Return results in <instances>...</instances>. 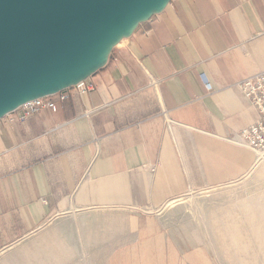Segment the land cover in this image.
<instances>
[{
	"label": "crops",
	"instance_id": "obj_1",
	"mask_svg": "<svg viewBox=\"0 0 264 264\" xmlns=\"http://www.w3.org/2000/svg\"><path fill=\"white\" fill-rule=\"evenodd\" d=\"M261 69L264 0H169L111 46L93 89L1 117L0 264L203 257L147 210L253 166L238 138L257 110L237 83Z\"/></svg>",
	"mask_w": 264,
	"mask_h": 264
},
{
	"label": "water",
	"instance_id": "obj_2",
	"mask_svg": "<svg viewBox=\"0 0 264 264\" xmlns=\"http://www.w3.org/2000/svg\"><path fill=\"white\" fill-rule=\"evenodd\" d=\"M169 0H0V118L63 90Z\"/></svg>",
	"mask_w": 264,
	"mask_h": 264
},
{
	"label": "rangeland",
	"instance_id": "obj_3",
	"mask_svg": "<svg viewBox=\"0 0 264 264\" xmlns=\"http://www.w3.org/2000/svg\"><path fill=\"white\" fill-rule=\"evenodd\" d=\"M255 152L253 166L240 178L192 187L147 210L162 219L161 229L176 231L178 241L204 248L203 257H178L174 264H264V148Z\"/></svg>",
	"mask_w": 264,
	"mask_h": 264
},
{
	"label": "built area",
	"instance_id": "obj_4",
	"mask_svg": "<svg viewBox=\"0 0 264 264\" xmlns=\"http://www.w3.org/2000/svg\"><path fill=\"white\" fill-rule=\"evenodd\" d=\"M202 79L208 85L206 76L202 75ZM73 85L80 91H88L94 88L93 82L88 78L81 79ZM237 85L243 95L257 110L256 120L240 132L238 142L257 151L260 148H264V69L242 79ZM55 93L58 94L61 100L67 96V92L64 89ZM45 96L29 99L11 112H17L19 120H25L42 107H49L55 110L57 108L56 102L52 99H45Z\"/></svg>",
	"mask_w": 264,
	"mask_h": 264
}]
</instances>
